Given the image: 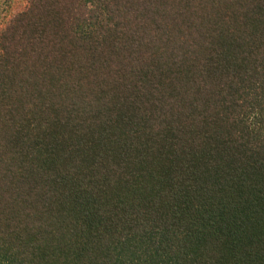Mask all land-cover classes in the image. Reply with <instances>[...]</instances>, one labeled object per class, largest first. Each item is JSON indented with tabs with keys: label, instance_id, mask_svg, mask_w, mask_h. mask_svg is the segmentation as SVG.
Wrapping results in <instances>:
<instances>
[{
	"label": "trees",
	"instance_id": "obj_1",
	"mask_svg": "<svg viewBox=\"0 0 264 264\" xmlns=\"http://www.w3.org/2000/svg\"><path fill=\"white\" fill-rule=\"evenodd\" d=\"M6 2L0 264H264V0Z\"/></svg>",
	"mask_w": 264,
	"mask_h": 264
},
{
	"label": "rangeland",
	"instance_id": "obj_2",
	"mask_svg": "<svg viewBox=\"0 0 264 264\" xmlns=\"http://www.w3.org/2000/svg\"><path fill=\"white\" fill-rule=\"evenodd\" d=\"M11 1V0H10ZM18 1H20V0H12V3L10 4L11 5V7H13V6H15L17 3H18ZM7 2H6V0H0V9H1V7H3V5L4 4H6ZM19 5V8H21V4H18ZM17 5V6H18Z\"/></svg>",
	"mask_w": 264,
	"mask_h": 264
}]
</instances>
